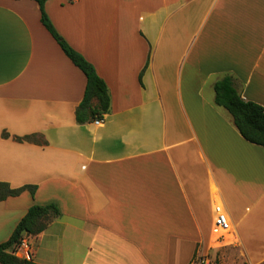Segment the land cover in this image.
Instances as JSON below:
<instances>
[{
  "label": "crops",
  "instance_id": "0c3cea01",
  "mask_svg": "<svg viewBox=\"0 0 264 264\" xmlns=\"http://www.w3.org/2000/svg\"><path fill=\"white\" fill-rule=\"evenodd\" d=\"M58 33L104 79V121L79 123L86 75L36 0H0V243L33 204L40 264H264V146L215 102L234 78L264 107V0H46ZM4 132L9 136H4ZM37 133L45 142L17 140ZM231 229L218 240L214 206Z\"/></svg>",
  "mask_w": 264,
  "mask_h": 264
},
{
  "label": "trees",
  "instance_id": "16d2710c",
  "mask_svg": "<svg viewBox=\"0 0 264 264\" xmlns=\"http://www.w3.org/2000/svg\"><path fill=\"white\" fill-rule=\"evenodd\" d=\"M41 10V21L58 41L64 53L86 75V88L84 96L75 110L79 123L93 121L103 117L110 109V94L104 79L97 73L94 65L82 53L73 48L56 30L46 10V0H36ZM215 102L225 107L233 117V121L240 133L247 140L264 146V107L257 102L246 100L236 87L234 78L225 75L214 84ZM4 136L9 133L4 132ZM17 140H37L45 142L40 134L33 133L16 136ZM25 189L34 192V186L12 188L9 183L0 181V200L8 196L20 194ZM57 206L53 203L40 205L33 204L15 226L10 237L0 243L1 264H40L32 258L19 257L14 253L16 246L24 236L36 235L48 226L54 216L59 214Z\"/></svg>",
  "mask_w": 264,
  "mask_h": 264
},
{
  "label": "built area",
  "instance_id": "2783aa9c",
  "mask_svg": "<svg viewBox=\"0 0 264 264\" xmlns=\"http://www.w3.org/2000/svg\"><path fill=\"white\" fill-rule=\"evenodd\" d=\"M104 121V116L96 118L95 123L100 124ZM231 229V221L229 214L222 203H216L214 206V225L213 233L217 236L218 240H223L224 236ZM14 253L23 258H32L31 244L28 236H24L20 243L16 246ZM188 264H226L218 257L210 253L198 250Z\"/></svg>",
  "mask_w": 264,
  "mask_h": 264
},
{
  "label": "rangeland",
  "instance_id": "374dc122",
  "mask_svg": "<svg viewBox=\"0 0 264 264\" xmlns=\"http://www.w3.org/2000/svg\"><path fill=\"white\" fill-rule=\"evenodd\" d=\"M1 264V263H0Z\"/></svg>",
  "mask_w": 264,
  "mask_h": 264
}]
</instances>
